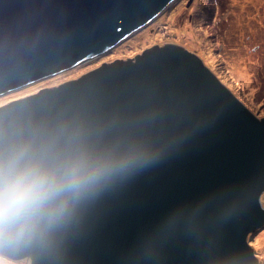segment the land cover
Listing matches in <instances>:
<instances>
[{
	"label": "water",
	"instance_id": "obj_1",
	"mask_svg": "<svg viewBox=\"0 0 264 264\" xmlns=\"http://www.w3.org/2000/svg\"><path fill=\"white\" fill-rule=\"evenodd\" d=\"M178 0H0V97L91 63ZM0 133L62 156L128 159L46 238L0 248L30 264H259L264 119L195 53L154 46L0 107Z\"/></svg>",
	"mask_w": 264,
	"mask_h": 264
},
{
	"label": "rangeland",
	"instance_id": "obj_2",
	"mask_svg": "<svg viewBox=\"0 0 264 264\" xmlns=\"http://www.w3.org/2000/svg\"><path fill=\"white\" fill-rule=\"evenodd\" d=\"M241 2L178 0L156 22L109 54L56 77L3 95L0 97V107L42 89L78 79L103 63L127 60L151 47L173 44L199 56L257 118L264 119V0H246L244 5ZM186 26L193 27V33L198 32V35L195 38L187 34L180 35ZM202 41H205L208 55L202 54L198 48ZM261 201L264 207V194ZM263 236L264 229L249 237V245L259 264H264V242L259 245ZM0 261L4 264H30L28 261L16 262L2 257Z\"/></svg>",
	"mask_w": 264,
	"mask_h": 264
},
{
	"label": "clouds",
	"instance_id": "obj_3",
	"mask_svg": "<svg viewBox=\"0 0 264 264\" xmlns=\"http://www.w3.org/2000/svg\"><path fill=\"white\" fill-rule=\"evenodd\" d=\"M130 164L84 152L62 156L51 143L0 133V248L46 238L84 194Z\"/></svg>",
	"mask_w": 264,
	"mask_h": 264
},
{
	"label": "bare ground",
	"instance_id": "obj_4",
	"mask_svg": "<svg viewBox=\"0 0 264 264\" xmlns=\"http://www.w3.org/2000/svg\"><path fill=\"white\" fill-rule=\"evenodd\" d=\"M243 5L246 3V0H242V2H241ZM244 7V6H243ZM170 8H168V10H169ZM167 10V11H168ZM188 31H190V32H188ZM193 32H195V30H194V28L193 27H191V26H186L184 29H182L181 31H180V35L181 34H183V35H185V34H187V36H189L190 38L192 37V38H195L197 35H198V32L196 33V34H194ZM204 42L205 41H202L201 43H199V46H198V48L200 49V51L202 52V54H204V55H208V50H207V46L204 44ZM198 45V44H197ZM202 45V46H201ZM234 52V51H233ZM230 57H231V55H230ZM237 70H240V69H237ZM245 75H246V77H248V75L245 73V72H243ZM264 237V236H263ZM263 237L260 239V241H259V245H261L263 242H264V240L262 241V239H263Z\"/></svg>",
	"mask_w": 264,
	"mask_h": 264
}]
</instances>
